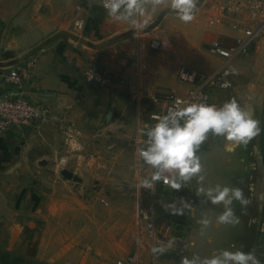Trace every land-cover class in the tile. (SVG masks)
Instances as JSON below:
<instances>
[{
    "label": "crops",
    "instance_id": "crops-1",
    "mask_svg": "<svg viewBox=\"0 0 264 264\" xmlns=\"http://www.w3.org/2000/svg\"><path fill=\"white\" fill-rule=\"evenodd\" d=\"M230 1L199 0L195 19L187 24L182 22L187 25L181 28L184 45L199 46L196 44L205 40L208 51L210 41L229 43L239 35L240 31L232 27L233 17L222 13ZM215 18L221 21L211 24L209 21ZM76 19L83 21V27L79 30L74 26L77 31L74 33L71 28ZM167 21L168 16L163 13L161 23ZM143 26L149 32L141 39L135 38L131 25L113 22L108 17L101 0H0V95L14 97L21 93L31 103L49 107L45 121L0 132V264H109L102 257L92 256L87 245L81 248L77 239L64 236L65 229L60 228L57 215L66 207L74 208L70 204L73 196L71 192L60 191L64 183L56 177L55 164L50 159L65 147L62 141L71 135L69 123L85 132L89 123L99 121L105 106L111 103L118 113L129 116L136 128L138 121L147 119L143 114L150 97L164 99L167 90L153 93L148 89L155 82L163 86L169 73L167 64L148 53L164 52L148 49L145 40L155 36L168 44L169 41L163 29L158 35L157 30ZM182 50L175 52L178 66L184 64L210 72L223 62L209 51L211 56L206 59L200 49H193L190 55L184 54L185 47ZM237 56L230 61L229 68ZM31 58H35L31 79L19 88L4 79L10 68ZM147 63L150 73L146 76ZM92 64L122 74L126 83L110 88L87 82L83 73ZM178 87V91H171L183 93L187 85ZM135 91H140L139 100L134 97ZM220 92L213 94L216 101ZM253 116L264 129V95ZM243 147L246 152L241 170L245 178L244 194L250 203L237 216L238 224L224 227V242L215 244L217 249L231 248L234 244L246 252L255 251L264 264V131L248 147ZM187 237L189 240L188 233ZM197 241L195 238L191 244L195 251L201 250ZM169 255L159 260L177 257Z\"/></svg>",
    "mask_w": 264,
    "mask_h": 264
},
{
    "label": "rangeland",
    "instance_id": "rangeland-1",
    "mask_svg": "<svg viewBox=\"0 0 264 264\" xmlns=\"http://www.w3.org/2000/svg\"><path fill=\"white\" fill-rule=\"evenodd\" d=\"M163 13L168 16L167 23H161ZM149 15L150 19L146 25L150 30H157L158 35L162 29L165 31L169 41V50L164 53L149 52L148 55L151 54L157 61L167 64L169 73L165 78V83L162 84L163 86L155 82L152 84L153 88L148 89L153 93H161L166 90L173 92L171 91L173 89L178 91L180 89L178 86H181L182 83L175 77V71L179 64L175 52H183L182 48L185 47L184 54L186 55H190L193 49L194 51L200 49L206 59L211 54L206 50L205 40L201 44H196L199 46H195L193 43L184 45L181 40V28H187V25H184L167 8L162 10L161 7L157 8ZM71 29L74 33L77 32L74 25ZM61 35L66 34L61 33ZM255 40L256 47L252 48L249 53L238 55L230 65L231 88L216 95V99L221 102V105L232 97H236L241 106L247 108L252 114L257 113L258 104L264 95V31ZM149 73L150 68L147 63L144 75L147 76ZM134 103L136 104V101ZM114 106L116 105L111 103L105 106L99 121L93 124L89 123L85 132L75 126L72 127L69 123L71 135H67V139L62 141V145L65 147L57 155L53 157L51 155L50 159V162L55 164L56 177L64 183L60 191L71 192L73 196L70 204L74 208L67 209L66 207L57 215L60 228L65 229L64 236L80 241L77 243L81 248L83 245H87L91 249L92 256L102 257L109 264L117 256L133 251L135 244L131 187L135 163L133 145L135 123L130 121L129 116L118 113ZM158 110L157 106L149 102L143 116L152 119L151 117L157 115ZM155 122L153 120V123ZM243 146L228 143L221 137L209 135L199 152L204 169L202 174L206 177L205 187L219 183L240 187L244 191L243 181L245 178L241 170V163L244 157L243 152L246 151ZM64 159L65 165L62 167ZM61 168H68L81 176V182L65 179L60 174ZM191 182L196 190L200 187L196 178ZM101 197L108 204H103L100 201ZM196 197L197 202L192 215L185 220L187 228L184 227V230L189 234L190 246L185 254L189 257L194 253L207 256L209 251L217 250L218 244L215 243L217 241L224 242V227L229 226L216 222V216L223 210V205L202 203L205 198L197 196V194ZM233 207L236 216H241V213L246 211V207L241 206L239 202H234ZM204 216L211 219L212 224L205 234L201 235V225L197 221ZM62 218L65 220L64 223L60 220ZM195 238H197V244L200 245L201 250L195 251L191 246ZM219 247L221 248L222 244H219ZM180 257H174L169 261H161L159 257L157 258L160 264H179ZM144 259L147 263L151 261V257L147 253L144 254Z\"/></svg>",
    "mask_w": 264,
    "mask_h": 264
},
{
    "label": "built area",
    "instance_id": "built-area-1",
    "mask_svg": "<svg viewBox=\"0 0 264 264\" xmlns=\"http://www.w3.org/2000/svg\"><path fill=\"white\" fill-rule=\"evenodd\" d=\"M225 15L233 17L232 27L240 31L231 42L226 43L218 39L210 41L208 51L223 59L221 65L210 72H202L192 69L184 64L178 66L176 79L187 85L183 93L168 92L163 100L153 95L151 102L159 108L157 116L165 115L173 108L178 100L191 102H205L208 104H221L213 98L216 91H226L232 86L230 61L239 54L248 53L255 38L264 31V0H231L222 9ZM241 16L242 18H238ZM220 18L211 19V24L220 22ZM76 29H82L83 21H74ZM149 32L143 25L139 31L132 29L133 36L141 39ZM145 45L152 51L165 52L169 50V44L155 36L145 40ZM35 58L28 59L21 66H14L4 74V79L14 87H20L24 81L33 76ZM84 79L102 87L117 88L126 83L122 74L107 72L98 65H89L84 70ZM140 91L134 92V97L140 99ZM137 105L141 101H136ZM49 107L33 104L21 93L14 97H3L0 95V132H5L13 126H27L39 124L46 120ZM152 118V117H151ZM153 119H141L137 122L133 145L135 150L134 175L132 180V193L134 199L133 225H134V250L116 258L113 264H157V257L151 252V247L157 242L166 243L175 238V247L168 253L176 256L184 255L188 249L189 240L184 230L185 220L191 217L196 205V193L192 182L186 184L181 190L176 191L164 184L156 182L152 189L137 188L139 180L150 177L153 170L143 164L136 155L138 142L146 137L139 134V129L153 125ZM65 164H61L63 167ZM75 174V172H73ZM77 175V174H75ZM79 177V175H77ZM74 180V179H73ZM74 180L76 182H81ZM183 198L191 204L190 209H185L184 214H173L168 206H180ZM103 204L108 202L101 197ZM147 253L151 257L150 263L144 259Z\"/></svg>",
    "mask_w": 264,
    "mask_h": 264
},
{
    "label": "clouds",
    "instance_id": "clouds-1",
    "mask_svg": "<svg viewBox=\"0 0 264 264\" xmlns=\"http://www.w3.org/2000/svg\"><path fill=\"white\" fill-rule=\"evenodd\" d=\"M198 3L199 0H101L102 7L113 22L127 23L137 31L148 23L149 13L161 6L185 24L190 23L195 19ZM152 119L156 121L153 125L139 129V134L146 139L137 143L136 155L153 172L150 177L140 179L136 187L152 189L156 182L162 181L179 191L196 178L200 185L196 194L205 198L202 203L223 205L216 222L222 225L238 224L234 202L246 207L249 199L240 187L219 183L205 187L206 177L202 174L204 169L199 152L210 134L228 143L246 146L264 131L261 121L241 106L236 97L221 106L178 100L165 115H153ZM168 207L173 214L183 215L191 204L181 198L179 207ZM197 222L201 225V235L212 224L207 216ZM174 247L175 238H172L166 243L157 242L151 247V252L159 257ZM179 264H261V260L255 251L246 252L233 244L231 248L217 249L207 256L195 253L191 257L181 255Z\"/></svg>",
    "mask_w": 264,
    "mask_h": 264
},
{
    "label": "water",
    "instance_id": "water-1",
    "mask_svg": "<svg viewBox=\"0 0 264 264\" xmlns=\"http://www.w3.org/2000/svg\"><path fill=\"white\" fill-rule=\"evenodd\" d=\"M46 161H43L42 163H45ZM60 174L66 178V179H74V180H78L80 181V177H78L77 175H75L73 173V171H71L70 169L67 168H62L60 169Z\"/></svg>",
    "mask_w": 264,
    "mask_h": 264
},
{
    "label": "trees",
    "instance_id": "trees-1",
    "mask_svg": "<svg viewBox=\"0 0 264 264\" xmlns=\"http://www.w3.org/2000/svg\"><path fill=\"white\" fill-rule=\"evenodd\" d=\"M159 257H171V255H169V254H164V255H161V256H159Z\"/></svg>",
    "mask_w": 264,
    "mask_h": 264
},
{
    "label": "bare ground",
    "instance_id": "bare-ground-1",
    "mask_svg": "<svg viewBox=\"0 0 264 264\" xmlns=\"http://www.w3.org/2000/svg\"><path fill=\"white\" fill-rule=\"evenodd\" d=\"M79 177H81V176H79Z\"/></svg>",
    "mask_w": 264,
    "mask_h": 264
}]
</instances>
